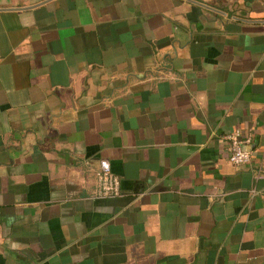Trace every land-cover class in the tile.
Returning <instances> with one entry per match:
<instances>
[{"label": "crops", "instance_id": "1", "mask_svg": "<svg viewBox=\"0 0 264 264\" xmlns=\"http://www.w3.org/2000/svg\"><path fill=\"white\" fill-rule=\"evenodd\" d=\"M0 264H264V0H0Z\"/></svg>", "mask_w": 264, "mask_h": 264}, {"label": "built area", "instance_id": "2", "mask_svg": "<svg viewBox=\"0 0 264 264\" xmlns=\"http://www.w3.org/2000/svg\"><path fill=\"white\" fill-rule=\"evenodd\" d=\"M226 144L227 161L233 166H246L250 163L249 148L252 144V135L242 134L238 130L231 131L223 136ZM96 182L94 195L97 198H117L121 196L120 180L111 171L110 163L102 159L94 173Z\"/></svg>", "mask_w": 264, "mask_h": 264}, {"label": "water", "instance_id": "3", "mask_svg": "<svg viewBox=\"0 0 264 264\" xmlns=\"http://www.w3.org/2000/svg\"><path fill=\"white\" fill-rule=\"evenodd\" d=\"M208 9H210V8H208Z\"/></svg>", "mask_w": 264, "mask_h": 264}]
</instances>
